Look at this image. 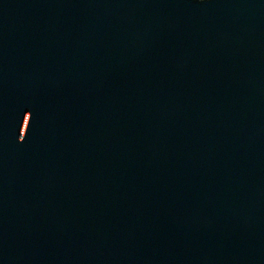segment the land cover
Instances as JSON below:
<instances>
[{
	"label": "water",
	"instance_id": "water-1",
	"mask_svg": "<svg viewBox=\"0 0 264 264\" xmlns=\"http://www.w3.org/2000/svg\"><path fill=\"white\" fill-rule=\"evenodd\" d=\"M0 264H264V0H0Z\"/></svg>",
	"mask_w": 264,
	"mask_h": 264
}]
</instances>
